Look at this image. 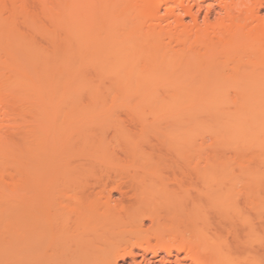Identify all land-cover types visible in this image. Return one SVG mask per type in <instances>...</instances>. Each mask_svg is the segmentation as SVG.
<instances>
[{"label":"bare ground","instance_id":"bare-ground-1","mask_svg":"<svg viewBox=\"0 0 264 264\" xmlns=\"http://www.w3.org/2000/svg\"><path fill=\"white\" fill-rule=\"evenodd\" d=\"M263 175L264 0H0V264H264Z\"/></svg>","mask_w":264,"mask_h":264},{"label":"rangeland","instance_id":"rangeland-1","mask_svg":"<svg viewBox=\"0 0 264 264\" xmlns=\"http://www.w3.org/2000/svg\"><path fill=\"white\" fill-rule=\"evenodd\" d=\"M119 113V112H118ZM122 113V114H120ZM119 115H121L119 118L122 119L123 121V131H125L123 134V136H129V137H133V139H137L139 141H141V144L139 142V145H141V149L144 151V153L147 156L153 157V158H165V159H176V157H179L177 155V152H175L174 150H172V147H168L167 145H165L164 143H162V140L160 139V141L158 140L159 136L156 135L157 132H154V130H147L145 131V133H142L139 130V126L136 125V123L134 124V121L124 112L120 111ZM118 115V116H119ZM144 132V131H143ZM156 133V134H155ZM97 134L102 136L105 140H106V145H105V149L107 150V154H109L110 156H117V157H128L130 156V152H129V147L128 145L123 141H120L116 135H115V131L113 129H107L104 130L102 132L97 131ZM144 134V135H143ZM143 135V136H142ZM143 138H142V137ZM131 137V138H132ZM145 137V138H144ZM119 141V142H118ZM171 148V149H170ZM104 154V155H107ZM261 180V183L263 184L262 180L264 181V175L258 177ZM109 183V187H111L112 185V181L108 182ZM199 187L201 186L200 183H198ZM244 185V183L241 184L238 183L233 185L230 189H226L227 193L225 195H223L222 197L217 198L216 194L214 195V197L212 198L213 201L211 202V207L212 208H233V204H236V206L238 207L237 209L239 210L238 212L234 211V213L236 214L237 217H240V219L242 221H244L245 219H252L254 223H256L257 225L262 221L261 219L264 217V207H262L261 205H263L264 203H262L260 207H256L258 210H253L250 209L247 202L246 205V199L252 195V198H255V194L258 196L255 199L258 198H263L262 195H264L263 192V186L260 184L259 188L253 186V190L254 188H258L257 190H252L247 191L246 187L247 186H242ZM114 186V185H113ZM241 186V187H240ZM223 187V186H222ZM110 189V188H109ZM230 190V191H229ZM220 190L218 189V191L216 192V190L214 192L218 193ZM213 192V193H214ZM248 192L252 193L251 195L248 194ZM223 193L222 191L220 192V194ZM261 195H260V194ZM115 196L119 197L118 193H115ZM247 197V198H246ZM251 198V197H250ZM255 199H253V201H255ZM252 200V199H251ZM264 200V198L262 199ZM257 201V200H256ZM261 201V200H260ZM262 202V201H261ZM209 204V203H208ZM207 206H210V204ZM210 207V208H211ZM249 207V208H248ZM221 208V209H222ZM225 208V209H226ZM262 215V216H261ZM262 217V218H261ZM134 240V241H132ZM135 239H131L129 241V246L127 245H122L123 248H128L131 246V243L135 242ZM154 242V239H153ZM136 243V242H135ZM134 243V244H135ZM139 250V251H138ZM136 252H141L140 249H137ZM152 255L149 256V258ZM140 259V258H139ZM138 259V260H139ZM131 259H126L127 262H123L121 261L120 264H131L132 262L130 261Z\"/></svg>","mask_w":264,"mask_h":264}]
</instances>
